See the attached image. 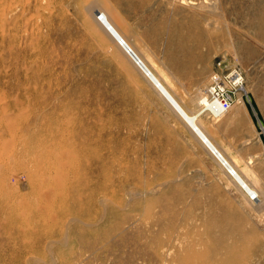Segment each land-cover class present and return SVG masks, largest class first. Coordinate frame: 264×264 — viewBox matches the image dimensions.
<instances>
[{
    "label": "rangeland",
    "instance_id": "1",
    "mask_svg": "<svg viewBox=\"0 0 264 264\" xmlns=\"http://www.w3.org/2000/svg\"><path fill=\"white\" fill-rule=\"evenodd\" d=\"M92 7L192 111L218 60L242 70L198 122L260 200ZM0 264H264V0H0Z\"/></svg>",
    "mask_w": 264,
    "mask_h": 264
},
{
    "label": "bare ground",
    "instance_id": "2",
    "mask_svg": "<svg viewBox=\"0 0 264 264\" xmlns=\"http://www.w3.org/2000/svg\"><path fill=\"white\" fill-rule=\"evenodd\" d=\"M96 9H97L96 7H92L90 9V12L96 13L95 14L96 19L100 23H102V25L106 28V30L111 34V36L114 38V40L116 41L118 47L122 50V52L144 74V76L150 81L152 86L169 103L171 108L177 112V114L183 119V121H185V123L191 128V130L195 133V135L199 138V140L205 145V147L210 151V153L217 159V161L220 163V165L226 169V171L231 176V178L235 181V183L239 186V188L246 195L247 199L251 203H253L257 200H260L261 199L260 198L261 197L260 190L258 188H256L248 180V178L244 175V173L236 167V164L234 163V161L226 156L224 151L215 143V141L212 139L211 135H209L208 131L198 122V119L200 118V116L202 114H204L205 112H209L211 114V116H214V117H221L228 112L227 109L223 108V105L219 101V99L217 98V95L214 92H212L211 96L209 97L208 89L206 88L204 90V88H203L204 91L202 90L203 92L201 91V93H199L200 95L197 96L198 97L197 105L199 106V109L196 111H192V110L188 109L187 107H185L180 102V100L176 97V95L165 85L164 81L162 80V77L160 75L156 74L145 63V61L140 57V55L136 51V49H134V47H132V45L129 43L128 39H126V35L118 29V27L116 26L117 22H115L113 19V17L115 15L112 17V15L109 13L108 10L102 11L99 9L97 11ZM192 59L193 58H191L189 60L187 65L190 66L191 62L193 64L194 60H192ZM120 64L122 65L123 69L126 72L130 73L129 66L127 65V63L124 59L120 62ZM130 76H132V75L130 74ZM84 85H86V84H84ZM243 88H244V86H243ZM243 90H245V89H243ZM239 101H240V96L238 95L236 100H235V103H238ZM57 127H60V126H57ZM57 130H59V129L57 128ZM64 133H66V132H64ZM51 135H52V133H51ZM61 135H63V134H61ZM65 138H66V136H65ZM59 139H61V138H59ZM63 140H64V137H63ZM65 142L67 143V140ZM68 142L71 144L70 141H68ZM75 146H76V144H75ZM56 176H58V175H56ZM251 195H253L255 197L252 199ZM182 198L183 197L179 194L177 197V201L179 202ZM224 227H225V225H224Z\"/></svg>",
    "mask_w": 264,
    "mask_h": 264
},
{
    "label": "built area",
    "instance_id": "3",
    "mask_svg": "<svg viewBox=\"0 0 264 264\" xmlns=\"http://www.w3.org/2000/svg\"><path fill=\"white\" fill-rule=\"evenodd\" d=\"M216 66V69L211 72L207 86L209 97L214 92L223 108L228 110L235 98V93L243 90V73L236 65L227 66L220 60L216 62ZM254 197L251 195L252 199Z\"/></svg>",
    "mask_w": 264,
    "mask_h": 264
},
{
    "label": "crops",
    "instance_id": "4",
    "mask_svg": "<svg viewBox=\"0 0 264 264\" xmlns=\"http://www.w3.org/2000/svg\"><path fill=\"white\" fill-rule=\"evenodd\" d=\"M192 60H194V59H192ZM191 65H192V62H191Z\"/></svg>",
    "mask_w": 264,
    "mask_h": 264
}]
</instances>
